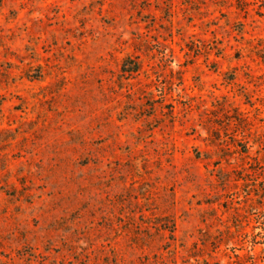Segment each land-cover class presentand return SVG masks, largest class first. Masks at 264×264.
I'll return each mask as SVG.
<instances>
[{"label":"rangeland","instance_id":"374dc122","mask_svg":"<svg viewBox=\"0 0 264 264\" xmlns=\"http://www.w3.org/2000/svg\"><path fill=\"white\" fill-rule=\"evenodd\" d=\"M0 264H264V2L0 0Z\"/></svg>","mask_w":264,"mask_h":264},{"label":"trees","instance_id":"16d2710c","mask_svg":"<svg viewBox=\"0 0 264 264\" xmlns=\"http://www.w3.org/2000/svg\"><path fill=\"white\" fill-rule=\"evenodd\" d=\"M238 6H241V4H248L251 0H235ZM264 2V0H261Z\"/></svg>","mask_w":264,"mask_h":264}]
</instances>
